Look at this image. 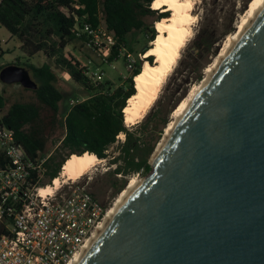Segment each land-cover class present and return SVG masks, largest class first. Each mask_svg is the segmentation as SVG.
<instances>
[{
	"label": "water",
	"instance_id": "95a60500",
	"mask_svg": "<svg viewBox=\"0 0 264 264\" xmlns=\"http://www.w3.org/2000/svg\"><path fill=\"white\" fill-rule=\"evenodd\" d=\"M151 166L81 264H264V5Z\"/></svg>",
	"mask_w": 264,
	"mask_h": 264
},
{
	"label": "trees",
	"instance_id": "16d2710c",
	"mask_svg": "<svg viewBox=\"0 0 264 264\" xmlns=\"http://www.w3.org/2000/svg\"><path fill=\"white\" fill-rule=\"evenodd\" d=\"M155 0H1L0 26L19 42L22 55L8 65L25 68L37 89L31 91L33 99L8 104L3 123L15 132V138L27 157L37 161L47 157L44 163L46 183L59 177L65 162L72 155L89 153L98 159L107 157V150L122 134L125 137L120 153L111 160L115 175L148 173L152 166L149 158L155 151L168 117L178 107L173 105L164 115L150 112L136 126L138 135L126 125L124 109L128 100L137 94L134 79L141 74L142 60L135 62L120 85L92 81L83 73L82 64L66 53V48L77 40L76 20L93 26L103 25L115 38L109 61L119 58L127 49V36L136 32L144 36L146 45L139 54L145 55L149 43L157 36L155 23L170 16V12L152 9ZM67 10V13L64 11ZM199 37V52L209 48L208 37ZM137 43V40H135ZM6 52L0 46V57ZM130 53V54H131ZM43 54L50 62L41 66L32 63V58ZM153 56L147 61L152 63ZM125 60V57H124ZM53 65L67 73L71 80L81 85L89 96L70 105L65 115L60 114L59 104L63 93L58 88L59 77ZM202 79V75L197 77ZM23 88V87H22ZM7 105L0 92V109ZM52 148L53 152H47ZM115 193L124 190L126 181L112 183Z\"/></svg>",
	"mask_w": 264,
	"mask_h": 264
},
{
	"label": "built area",
	"instance_id": "2783aa9c",
	"mask_svg": "<svg viewBox=\"0 0 264 264\" xmlns=\"http://www.w3.org/2000/svg\"><path fill=\"white\" fill-rule=\"evenodd\" d=\"M67 13V10H64ZM76 20L75 33L91 48L103 64L113 67L123 55L131 71L135 59L123 50L118 59L109 61L115 38L103 26ZM100 82L103 72L92 74ZM78 100L71 99L70 105ZM47 157L33 161L15 138V132L0 120V264H68L79 255L108 214L84 186L47 184Z\"/></svg>",
	"mask_w": 264,
	"mask_h": 264
},
{
	"label": "rangeland",
	"instance_id": "374dc122",
	"mask_svg": "<svg viewBox=\"0 0 264 264\" xmlns=\"http://www.w3.org/2000/svg\"><path fill=\"white\" fill-rule=\"evenodd\" d=\"M252 2L253 0H196L193 12L195 21L192 26L191 37L182 47L179 58L174 63L172 71L159 87L156 99L151 108L144 113L143 109L145 103L143 102H146V99L141 98L137 103V114L143 115V119L150 112L164 115L173 105L178 104L177 106H179L190 95L197 93V90L206 78L207 70L218 62L222 51L229 46V40L234 37L239 29V25L247 17ZM11 37V34L0 26V42L2 48H8V52L0 57V66L11 64L17 57L22 55L18 48V40L15 37ZM199 37H202L201 39H203V37H208L206 41L210 43L209 48L202 52L198 50V46L201 44ZM135 40H137V43ZM126 44L127 49H135V52L132 53L127 50L128 53H131L135 61H138V59H147L144 58V55L138 53L146 45V40L143 35L136 32L130 33L127 36ZM148 46L151 47V43H149ZM66 53L76 58L82 66L89 67L92 74L102 71L103 78L100 82H110L113 87L120 85L122 81L128 77L130 72L126 67L123 55L115 63L114 69L103 64L96 53L89 48L83 40H77L71 43L66 48ZM46 61L48 62V59L43 54H38L32 60L36 66H41ZM153 61L154 59L152 63ZM49 62L53 64L51 61ZM53 68L59 77L57 86L63 93V99L59 104V112L61 115H65L70 108L69 102L71 99L82 101L89 96V93L81 85L71 80L65 71L54 65ZM199 75H202L201 80L197 79ZM0 92L7 100V105L0 109V120L6 114L8 104L16 101L24 102L33 99L32 92L24 90V88L18 84L7 85L0 82ZM173 113L174 111L170 113L168 117L169 123L164 129L155 151L149 158L150 165L151 159L159 147L167 127L174 119ZM139 122L126 125L133 133L138 135V133L141 132L136 126ZM122 135L119 136L117 142L107 150V157L105 159H99L101 162L93 167L86 175L75 181L67 180L66 183L62 184L65 185V191L74 183H79L110 211L115 206L121 193L127 188L132 178L135 177L141 180L149 176L153 171L152 168L148 173H131L126 176L111 175V172L116 168V165L112 164L111 160L119 155L120 146L125 140L124 135ZM52 150V148H49L47 151L49 153L46 154L52 153ZM61 181H63V179H61ZM115 181H126L124 190L118 194L115 193L112 186V183Z\"/></svg>",
	"mask_w": 264,
	"mask_h": 264
},
{
	"label": "bare ground",
	"instance_id": "6f19581e",
	"mask_svg": "<svg viewBox=\"0 0 264 264\" xmlns=\"http://www.w3.org/2000/svg\"><path fill=\"white\" fill-rule=\"evenodd\" d=\"M196 0H155L152 3V9L159 11H169L171 14L167 18H163L155 23L157 36L151 42L150 49L144 55V58L149 56L154 57L153 63L144 62L141 74L134 79L137 94L128 100V105L124 109L125 123L135 124L143 119V115L137 114V103L139 99L144 98L143 112L146 113L153 105L159 87L163 84L165 78L172 71L173 65L178 60L180 51L185 43L189 40L192 34V26L195 21L194 6ZM264 5V0H253L249 8V12L245 20L239 25L238 31L234 37L229 40V46L225 48L218 62L207 70L206 78L203 80L197 93L190 95L183 101L173 113V121L166 129L165 135L155 152V157L184 118L194 101L197 99L207 82L210 80L214 72L232 49L234 44L240 38L242 33L251 23L253 18ZM123 136V135H122ZM101 162L95 155L84 153L82 155H72L63 165L60 177L55 179L54 185L57 187L66 183L67 180L75 181L86 175L93 167ZM63 179V181H61ZM141 182L137 178H132L127 188L121 193L115 206L108 212L103 225L97 230L95 235L89 240L87 245L83 248L82 252L77 255L68 264H81L87 253L95 241L99 238L102 231L108 226L110 221L115 217L119 209L127 200L132 191Z\"/></svg>",
	"mask_w": 264,
	"mask_h": 264
},
{
	"label": "crops",
	"instance_id": "0c3cea01",
	"mask_svg": "<svg viewBox=\"0 0 264 264\" xmlns=\"http://www.w3.org/2000/svg\"><path fill=\"white\" fill-rule=\"evenodd\" d=\"M0 2H1V0H0ZM12 38V37H11ZM0 46H1V48H2V45H1V42H0ZM18 48H19V45H18ZM3 49V48H2ZM8 49V48H7ZM7 49H3L4 51H7ZM37 56V55H36ZM34 58H32V60H33ZM47 62V61H46ZM48 62H49V60H48ZM33 63V62H32ZM45 63V62H44ZM34 64V63H33ZM113 68V67H112ZM114 69H115V63H114Z\"/></svg>",
	"mask_w": 264,
	"mask_h": 264
}]
</instances>
